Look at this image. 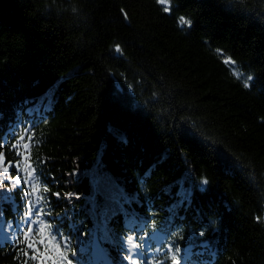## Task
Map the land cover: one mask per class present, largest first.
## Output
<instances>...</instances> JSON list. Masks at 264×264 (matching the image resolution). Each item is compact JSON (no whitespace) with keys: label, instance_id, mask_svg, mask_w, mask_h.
<instances>
[{"label":"trees","instance_id":"trees-1","mask_svg":"<svg viewBox=\"0 0 264 264\" xmlns=\"http://www.w3.org/2000/svg\"><path fill=\"white\" fill-rule=\"evenodd\" d=\"M0 156V264H264V0H0Z\"/></svg>","mask_w":264,"mask_h":264},{"label":"snow or ice","instance_id":"snow-or-ice-1","mask_svg":"<svg viewBox=\"0 0 264 264\" xmlns=\"http://www.w3.org/2000/svg\"><path fill=\"white\" fill-rule=\"evenodd\" d=\"M160 4H167L169 0H158ZM165 12L169 11V8L165 7L163 9ZM181 24H190L189 21H186L183 17L179 18ZM23 139V137H21ZM4 157L0 156V162H3ZM12 167L11 164L8 166L3 167L2 171L5 175L9 173L10 168ZM18 167V165H17ZM14 182L16 185H20L21 183V177L19 175L15 176ZM205 184L207 181L204 182ZM23 192V189H21ZM7 192V191H6ZM32 193H28L30 196ZM257 219H259L257 217ZM29 226L27 227V232L24 233V241L26 243L27 249H30L31 252H25V256L31 255V259L34 261H38V264H73L72 259H69L67 255H65L63 249L61 248V245L59 243H56V237L55 236H48L45 235V229L46 226H41L39 228V233L41 238L38 241H30L28 239L29 234L32 232L31 221L28 222ZM102 231L104 232V236L100 239H107V232L108 229L105 226H103ZM56 232H59V229H56ZM10 237L5 240L8 241ZM99 243V240L97 241ZM43 246V247H41ZM175 264H180L178 260L175 261Z\"/></svg>","mask_w":264,"mask_h":264},{"label":"rangeland","instance_id":"rangeland-1","mask_svg":"<svg viewBox=\"0 0 264 264\" xmlns=\"http://www.w3.org/2000/svg\"><path fill=\"white\" fill-rule=\"evenodd\" d=\"M168 4V3H167ZM167 4H165V5H167ZM132 264H136L134 261H133V263Z\"/></svg>","mask_w":264,"mask_h":264}]
</instances>
